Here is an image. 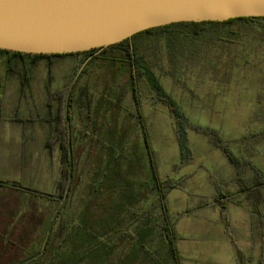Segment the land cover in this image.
I'll return each mask as SVG.
<instances>
[{
    "label": "rangeland",
    "instance_id": "374dc122",
    "mask_svg": "<svg viewBox=\"0 0 264 264\" xmlns=\"http://www.w3.org/2000/svg\"><path fill=\"white\" fill-rule=\"evenodd\" d=\"M165 41L143 43L149 64L189 120L214 134L190 127L192 155H183L168 106L149 96L145 83L138 104L122 48H109L71 84L75 173L73 189L62 203L61 147L58 142L47 146L51 126L44 120L59 107L57 99L48 106L47 61L32 70L31 85L22 96L16 75L3 78L0 55V181L5 182L0 185V264L23 262L39 250L58 209L47 252L29 264L66 263L89 239L115 250L111 263L116 264L123 241L134 242L137 219L130 211L144 216L155 203V220L164 216L153 164L159 181L185 177L166 196L168 216L176 232L184 234L177 240L182 264H238L237 247L243 251V264H264V219L248 205L230 202L227 230L222 208L213 204L219 187L243 198L237 196L236 166L222 145L249 161L243 167L247 183L255 180L256 171L264 174V41L202 40L193 47L192 58L182 57L176 65ZM82 58L54 61L53 89L69 83ZM15 116L32 121L17 122ZM15 182L19 188L12 187ZM188 209L192 213L183 214ZM116 228L129 231L120 235L125 240ZM94 264H105L104 257Z\"/></svg>",
    "mask_w": 264,
    "mask_h": 264
},
{
    "label": "trees",
    "instance_id": "16d2710c",
    "mask_svg": "<svg viewBox=\"0 0 264 264\" xmlns=\"http://www.w3.org/2000/svg\"><path fill=\"white\" fill-rule=\"evenodd\" d=\"M244 37H251L253 39L264 41V16L235 17L225 21L174 22L140 31L130 38L124 39L107 47H96L81 52L31 54L0 49V55L4 58L3 65L5 69L3 78L6 79L16 75L20 81V92L22 96L25 94V90L29 87V85H31L32 70L40 61H47L48 72L45 85L49 95L48 106L50 107L52 105V101L57 99L59 101V107L56 113L49 112V114L44 117V120L51 126V133L49 134V138L47 140V146L52 148L53 144L58 142L61 147L64 183L63 180H59V185L63 186L65 189L61 203L64 201L65 196H67L68 193H71L74 186L75 170L73 163L75 159V152L73 146L74 136L70 122V100L73 94L71 84L75 78H79L87 70L89 63H91L92 60L102 56L101 52H104L109 48H122L125 55V63L127 64L126 68H129L130 70L131 86L135 101L139 104V97L141 95L140 88L143 83H145V85L149 87V96L157 102L159 101L166 104L170 109L174 118L176 137L180 150L183 155L191 158L192 151L189 144L188 129L190 127L197 128L198 130L204 131L210 135H213L214 132L208 127L203 128L189 120L179 102L163 87L158 75L153 70L152 65L149 64L147 56L142 49L143 43L149 45V42L153 41L154 44L161 38H165V46L169 50L170 58L173 64L176 65L178 63L177 61L182 57L183 59L192 58V53L195 51L193 50V47L198 45L202 40L207 41L210 38H215L226 42H237L242 40ZM80 55H82L83 58L77 64L78 69L76 70V73L71 76V80L68 81L69 83L67 82L68 84L62 89H53L52 83L54 81V74L52 66L54 61L67 56ZM115 58L117 57L115 56ZM68 95L69 99L67 100ZM12 119L21 123L32 121L31 118H19L17 116ZM145 132L147 134L146 127ZM222 147L227 157L237 169L236 176L234 178L240 186L237 196H243V198H233V195L223 191L221 187L218 188V194L215 196L213 204L222 208V220L225 223L226 229L228 230L230 225L227 220L228 217L226 213L227 205L230 202L236 203L240 206L244 204L248 205L251 213L264 219V174L255 170V180L247 183L243 175V167L248 164L249 161L243 158L239 159L227 145H222ZM153 167V176L157 182L156 188L158 189V203L164 212V216L161 220H155L152 215V207L155 209V203L150 210L144 213V216H140L139 213L134 214V211H130V215H132L134 219H137V224L134 229L135 232L133 233L134 242L130 245V243L128 241L126 242L124 239L125 235L123 237L120 236L121 233L127 234L129 231H123L121 228H116L115 232L118 234L120 240H125V242L123 241L122 243L121 253L119 254L120 256L117 258V261L114 260L116 264H130L133 260H140L145 264H182V259L177 247L179 234L176 232L175 225L168 216L166 196L171 189L182 185V181L185 177L177 180L168 178L164 181H159L154 164ZM4 183L5 182L0 181V185ZM15 183H17V185L19 184V182ZM12 184L13 183H11V186ZM46 197L54 200L57 199L56 196L53 195H48ZM190 213H192L190 209L183 212V214ZM59 214L60 211L58 209L54 212L50 221H48V224L46 225L45 237L47 235L48 227L53 221L49 240L43 254H45L48 250V245L52 238L53 226L59 219ZM123 216L125 217V215ZM63 220H61V224L64 227ZM123 220L124 219L120 221L124 222ZM41 248L42 245L35 253L39 252ZM114 251L115 250L109 248L105 243L98 242L95 239H89L87 243L83 245L81 250L74 253V255H72V257L63 264H84L86 259L89 261V264H94L99 257H104L105 264L109 259V264H113V262L111 263V259L114 257ZM96 254L99 256L97 257ZM42 255H40L37 259H41ZM243 257V251L237 247L238 264H243ZM25 264H29V262Z\"/></svg>",
    "mask_w": 264,
    "mask_h": 264
},
{
    "label": "water",
    "instance_id": "95a60500",
    "mask_svg": "<svg viewBox=\"0 0 264 264\" xmlns=\"http://www.w3.org/2000/svg\"><path fill=\"white\" fill-rule=\"evenodd\" d=\"M244 16H264V0H0V49L81 52L174 22ZM52 224L41 250L18 264L45 252Z\"/></svg>",
    "mask_w": 264,
    "mask_h": 264
},
{
    "label": "crops",
    "instance_id": "0c3cea01",
    "mask_svg": "<svg viewBox=\"0 0 264 264\" xmlns=\"http://www.w3.org/2000/svg\"><path fill=\"white\" fill-rule=\"evenodd\" d=\"M13 188H17L16 186H12ZM180 221V220H179ZM178 233V232H177ZM179 234V238L178 239H183L184 238V234L183 233H178ZM177 246H178V243H177ZM179 250V249H178ZM181 252L179 251V254H180ZM181 255V254H180ZM235 259H237V257H236V252H235Z\"/></svg>",
    "mask_w": 264,
    "mask_h": 264
}]
</instances>
